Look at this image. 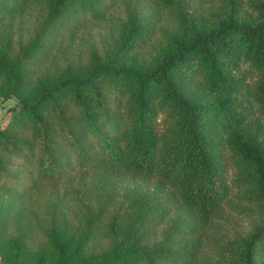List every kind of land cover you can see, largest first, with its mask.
Wrapping results in <instances>:
<instances>
[{"label": "trees", "instance_id": "1", "mask_svg": "<svg viewBox=\"0 0 264 264\" xmlns=\"http://www.w3.org/2000/svg\"><path fill=\"white\" fill-rule=\"evenodd\" d=\"M10 1L18 3L0 0V12ZM215 1L223 4L204 13L191 0H157L174 10L179 28L141 58L135 50L147 45L154 22L136 0L116 48L90 66L46 75L29 93L25 65L44 53L47 34L76 11L101 15L100 4L112 0H44L19 56L0 42L8 77L0 95L19 104L0 128V258L46 264L45 250H28L23 195L80 167L146 182L122 191L102 231L115 190L98 192L85 204L78 238L53 208L43 232L52 264H264V0ZM206 85L210 99L199 95ZM233 189L235 205L254 217L248 232L222 241L213 232L231 220ZM10 221L18 231L9 235ZM97 233L106 247L86 253Z\"/></svg>", "mask_w": 264, "mask_h": 264}, {"label": "rangeland", "instance_id": "2", "mask_svg": "<svg viewBox=\"0 0 264 264\" xmlns=\"http://www.w3.org/2000/svg\"><path fill=\"white\" fill-rule=\"evenodd\" d=\"M136 0H112L110 4H100L104 10L99 16L91 15L90 11L74 12L69 18L47 34L44 47L40 50L43 54L37 55L31 62L25 65L29 93L38 81L46 75L58 78L59 73L67 66H90L94 57L106 56L108 52L116 48L120 41L121 31L126 21V6L135 4ZM157 1V0H156ZM155 0H141L140 7L146 18L154 22L153 32L147 45L135 50L138 57L148 58L166 43L167 38L176 33L179 23L174 10L170 7L156 3ZM192 5L201 12L216 10L223 2L215 0H191ZM129 3V4H125ZM20 4V5H18ZM7 13L0 12V42L8 41L12 45V56H19L21 48L26 46L35 36L38 26L43 19L46 6L44 0H18V3L9 2ZM4 73H0V82L7 81ZM197 89V85L192 86ZM203 99H210L213 95L208 91L207 85L199 92ZM19 108L18 98L11 96L3 98L0 95V128L5 127L11 118V114ZM234 178L233 169L229 170V183ZM145 178H114L111 174L97 175L96 172L83 168H74L66 177L53 183H40L33 190L23 195L21 209L23 210V223H28L26 242L30 252L38 247L46 251V264H52L54 259L51 244L43 233L48 215L53 208L62 210L66 229L73 237H79L84 223L82 216L85 213V204L97 202V193L108 190L113 192L112 202L102 216L98 230L104 229V222L109 219L110 212L115 208L125 188L144 184ZM232 190L230 201L234 205H225L231 218L228 224L222 226L223 231H215V236L220 235L222 241L232 238L233 235L248 232L252 225L254 215H251L243 206H236L238 198ZM236 200V201H235ZM242 204H247L242 200ZM56 210V209H55ZM45 218V219H44ZM167 226V225H166ZM165 226V227H166ZM17 224L10 221L6 227V233H16ZM75 233V234H74ZM225 234V235H224ZM212 236V234H211ZM75 241V240H74ZM108 238L97 233L93 239L84 246L86 253H96L106 247ZM213 251L208 255H214ZM87 255V254H86ZM10 255L0 258L2 264H34L32 257L24 255L20 262H12Z\"/></svg>", "mask_w": 264, "mask_h": 264}]
</instances>
